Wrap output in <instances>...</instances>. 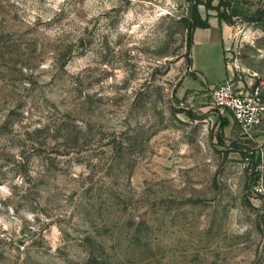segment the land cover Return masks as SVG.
Here are the masks:
<instances>
[{"label":"rangeland","instance_id":"1","mask_svg":"<svg viewBox=\"0 0 264 264\" xmlns=\"http://www.w3.org/2000/svg\"><path fill=\"white\" fill-rule=\"evenodd\" d=\"M205 1L222 80L194 0H0V264H264V113L211 89L264 105V0Z\"/></svg>","mask_w":264,"mask_h":264},{"label":"built area","instance_id":"2","mask_svg":"<svg viewBox=\"0 0 264 264\" xmlns=\"http://www.w3.org/2000/svg\"><path fill=\"white\" fill-rule=\"evenodd\" d=\"M212 102L220 108L232 112L234 118L245 128L257 124L264 113L260 98V88L253 92L238 91L231 80L211 85ZM262 191L261 185L257 186Z\"/></svg>","mask_w":264,"mask_h":264},{"label":"crops","instance_id":"3","mask_svg":"<svg viewBox=\"0 0 264 264\" xmlns=\"http://www.w3.org/2000/svg\"><path fill=\"white\" fill-rule=\"evenodd\" d=\"M224 34L222 31V25L219 21H215L214 23L211 21V25L207 28H197L194 33V44H193V50H194V58H195V68H199V65L197 63L196 57H195V51L196 48L200 45L204 48V50H208L209 48H213L217 50L219 53L220 59H221V68L224 69ZM209 58V57H207ZM210 61L208 64L210 65ZM227 76V72L224 69L223 74L221 75L219 80L224 79ZM209 81H215L213 78L210 79L208 77ZM218 80V81H219Z\"/></svg>","mask_w":264,"mask_h":264},{"label":"trees","instance_id":"4","mask_svg":"<svg viewBox=\"0 0 264 264\" xmlns=\"http://www.w3.org/2000/svg\"><path fill=\"white\" fill-rule=\"evenodd\" d=\"M193 1V0H191ZM210 1V0H209ZM208 2V1H207ZM202 3H206L205 0H194L192 9H191V22L188 23L187 28L190 32L189 34V49H191L193 43H194V32L196 28L201 27V28H207L210 26V22L207 19L203 18L200 10H199V5ZM207 4V3H206ZM261 11H257L259 14ZM242 14L241 12L238 11L237 7H232V13H230L229 16L224 17L223 15H220V20H225L227 22H232L233 16H238Z\"/></svg>","mask_w":264,"mask_h":264}]
</instances>
